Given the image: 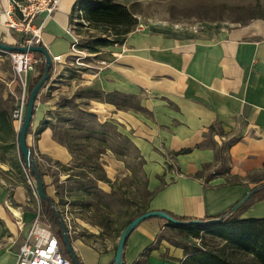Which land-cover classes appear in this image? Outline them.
Listing matches in <instances>:
<instances>
[{"label":"crops","instance_id":"0c3cea01","mask_svg":"<svg viewBox=\"0 0 264 264\" xmlns=\"http://www.w3.org/2000/svg\"><path fill=\"white\" fill-rule=\"evenodd\" d=\"M74 2L59 0L52 14L41 12L34 19L43 25L41 45L51 57H62V62L53 63L49 80L37 95L26 135L44 171L41 178L48 197L58 200L52 183L51 172L58 171L54 161L68 164L72 156L43 122L55 108L51 101L55 94L64 90L68 94V89L69 97L86 101V108H80L92 112L98 122L112 124L134 145L144 160L149 190L165 183L149 200L148 210L187 219L215 216L264 182L246 177L264 173V18L241 24L145 23L144 29L128 33L122 44L101 50L97 58H107L106 65H87L83 70L69 60L76 56L70 49L73 35L66 32ZM7 8L8 1L0 0V41L21 46L23 33L7 25ZM4 54L0 53V81L6 83L12 66ZM35 75L36 71L20 74L24 89ZM95 92L133 95L145 111L118 108L93 98ZM8 95L0 91L2 99ZM222 146L223 159L218 160ZM182 148L191 150L171 157ZM15 149L13 161L19 160L17 144ZM108 150L101 159L112 179L119 161ZM204 165L208 166L202 169ZM58 172L59 182L64 181L67 174ZM7 174L17 176L6 159L0 161V264H15L40 200L24 176L14 179ZM98 182L99 189L108 193L109 185ZM244 203L241 218L264 217V197ZM165 230L173 229L162 218L140 222L126 239L124 264H178L184 250L180 241L160 235ZM70 243L82 264H113L117 240L104 246L80 238Z\"/></svg>","mask_w":264,"mask_h":264},{"label":"trees","instance_id":"16d2710c","mask_svg":"<svg viewBox=\"0 0 264 264\" xmlns=\"http://www.w3.org/2000/svg\"><path fill=\"white\" fill-rule=\"evenodd\" d=\"M136 13L130 6L117 0H75L69 14V24L73 26L74 33L81 40L76 42V48L79 51L98 56L103 48L122 44L126 35L138 23ZM36 54L43 58L40 53ZM43 66V61L37 64L38 73L30 80L24 92V105H26L30 89L42 75ZM52 71L53 66L49 69V77ZM48 80L49 78L44 82L41 89L46 85ZM91 96L98 100L109 101L118 108H130L140 112L145 111L139 105L138 99L133 95L119 92L100 95L95 92ZM13 102V98L9 95L5 99L0 97V161L2 162L6 160L4 154L14 150L17 144V131L14 129L13 111L18 103ZM43 123L52 128L54 138L65 145L72 156L68 164L54 161L58 171L67 174L64 181L59 182V172L56 171V174L52 173V183L55 185L57 202L49 197V201L40 200L39 204L43 218L55 228V233L59 238L62 251L63 249L65 251V244L63 243L59 223V218L62 219V210L57 209L55 206H65L67 204L71 208L78 206L80 209V218L90 225L98 226L101 235L114 222V218L110 217L111 212L114 211L112 209V200L115 195L113 191L114 183L106 176L102 163L100 162V156L106 149H111L104 140V136L107 133L102 131V129L111 126L113 128L112 130L115 131V127L112 124L103 122L97 123V127L89 128L84 126V123L80 124L76 122L63 135H58L55 128L50 125L49 120L46 119ZM210 130H213V126L210 127ZM117 136H122L128 140L127 137L119 132ZM95 145H97V148L94 151L88 152L86 150V148H93ZM196 146L198 147L200 144ZM223 148L222 146L217 151L216 157L218 160L223 159ZM190 150L191 148H182L178 151L171 152L170 155L172 157L180 153L189 152ZM18 157L19 160H12L10 165L15 170L17 176H24L22 175L21 169V166L24 165L23 156L19 151ZM36 164L40 175L44 174V171L39 167L37 162ZM207 166L204 165L202 169ZM73 168H78L79 171L72 173ZM199 174L200 172L196 176ZM28 175L35 180L34 173L30 169ZM262 176H264V173L252 172L246 177L258 182L264 178ZM73 179L78 182V185L76 187L68 186ZM97 181L107 183L111 190L107 193L98 189L96 187ZM164 185L165 183L162 181L154 190L145 188V193L148 196L147 202L143 206L137 207L134 211H126L124 213L125 220L122 228L134 217L148 210L149 200ZM43 188L45 191L44 183ZM262 197H264V188L256 190L248 201ZM245 206L246 203L242 204L234 212L227 211L226 213L215 216H206L200 219L203 222L197 224H172L167 222L171 229L183 237V241L179 244L184 250V257L178 261V264H264V217L241 218L239 213ZM68 212L72 215L71 210H68ZM84 213H89V216H86ZM167 213L177 219L188 220L185 217ZM213 218L220 219L210 221ZM65 254L68 255L66 251ZM122 264H124V259Z\"/></svg>","mask_w":264,"mask_h":264},{"label":"rangeland","instance_id":"374dc122","mask_svg":"<svg viewBox=\"0 0 264 264\" xmlns=\"http://www.w3.org/2000/svg\"><path fill=\"white\" fill-rule=\"evenodd\" d=\"M124 4L130 6L132 10H135L137 20L140 23H167L170 25H186L196 21H217L227 24H241L248 22L255 18H264V0H117ZM71 26L72 35L75 36L77 41H81L78 38ZM135 28V27H134ZM134 30V29H133ZM115 46V45H113ZM84 52V51H82ZM76 53L79 56V60H76V56L70 58L73 60L74 64L80 69H88L87 65L94 66L95 68L100 66L101 61H108L107 58H97L93 54ZM34 55H37L33 52ZM8 56L7 54H4ZM102 55H104L102 53ZM101 55V56H102ZM9 58V57H8ZM78 62V64H77ZM12 66V64H11ZM102 66V65H101ZM9 71V75L5 78V82L0 81V91L4 93H10L13 101L18 103L24 92L21 84L20 75L14 72L13 68ZM90 69V68H89ZM71 73H75L70 71ZM38 73V67L36 68V74ZM63 85H65L63 83ZM59 87V86H57ZM5 90V91H4ZM10 91V92H9ZM70 95L69 89L67 90ZM49 93V92H48ZM65 90L61 94L57 92L54 96L53 104L55 108L49 113L50 125L55 128L58 135H63V133L69 129L71 125L77 123H84V126L89 128L97 127L96 124L100 123L97 121V117L89 111H83L80 106L84 107L86 101L78 99L74 96L69 97ZM82 95V93H81ZM13 102V103H14ZM86 108V106H85ZM25 110V105H24ZM15 127H17L16 123ZM113 128L104 127L102 131L107 134L104 136V140L111 147L108 151L112 152L114 158L119 161L118 166L115 168V173L112 177L114 183V198L112 200V209L110 217L114 218V222L107 223L110 227L100 234V228L95 225H90L80 218V209L78 206L71 208L70 205L58 206L62 213L64 208L67 207L68 210L72 211V218L70 220L69 228L66 227L68 237L70 239L80 238L87 242L96 243L97 245L104 246L108 242H113L117 240V237L122 228V224L125 220L124 213L126 211H134L137 207L143 206L147 200L148 196L145 193L147 177L143 170L144 160L140 156L139 152L136 150L134 145L126 138L122 136H117L118 131L112 130ZM97 148L95 145L93 148H86L88 152H92ZM105 152V151H104ZM12 155L17 156V151H9L5 153L7 161L11 164ZM102 156V154H101ZM100 162L105 164L101 159ZM22 175H24L27 180L26 174L24 173L23 166H21ZM104 169V166H103ZM78 168H73L72 173H77ZM105 172V171H104ZM51 173L56 171L53 169ZM7 176L17 179L18 176L13 174H7ZM32 181V179H31ZM33 183V182H32ZM98 181L96 182V187L99 189L100 185ZM35 187V180H34ZM78 182L76 180H71L68 186L76 187ZM36 188V187H35ZM110 191V187L107 188ZM37 193V192H36ZM89 216V213H84ZM43 220H45L43 218ZM46 224H48L46 222ZM51 226V225H50ZM52 228L53 232L55 228ZM160 235L172 237L174 241H182L183 237L179 235L174 230H165L160 233ZM66 251V248H65ZM63 249V253L65 254ZM67 253V251H66Z\"/></svg>","mask_w":264,"mask_h":264},{"label":"built area","instance_id":"2783aa9c","mask_svg":"<svg viewBox=\"0 0 264 264\" xmlns=\"http://www.w3.org/2000/svg\"><path fill=\"white\" fill-rule=\"evenodd\" d=\"M8 8L6 15L8 17L7 25L23 33L22 45L41 44L42 23L36 24L34 19L41 12H46L48 15L52 14L57 8L59 0H7ZM146 26L138 22L134 28L135 31L144 29ZM71 26L66 29L67 33H72ZM77 39L73 36L70 44V49L73 53H81L76 48ZM0 53L8 55L14 72L20 75L26 71H36L37 64L43 61L42 57L34 55L30 51L21 52H4ZM84 53V52H82ZM79 60V56H76ZM53 63L62 62L61 55L52 57ZM107 64V61H101L100 66ZM24 89V82L21 80ZM24 115V94L20 98L16 108L13 111L14 123H16V131H18L22 118ZM23 170L26 174L28 183L33 187V195L37 198L36 188L34 187V180L28 175L29 169L24 165ZM32 179V181H31ZM33 182V183H32ZM62 220L66 227L69 228L71 214L67 207L64 208ZM15 264H73L68 255L64 254L55 232L52 231L50 224H46L43 220V214L37 206L35 210L34 219L27 231V235L23 242L18 247Z\"/></svg>","mask_w":264,"mask_h":264},{"label":"water","instance_id":"95a60500","mask_svg":"<svg viewBox=\"0 0 264 264\" xmlns=\"http://www.w3.org/2000/svg\"><path fill=\"white\" fill-rule=\"evenodd\" d=\"M0 50L4 52H21V51H30L35 53H40L43 56V72L39 80L33 85V87L30 89L27 101L25 105L24 115L20 124V127L17 131V148L18 151L23 156V162L24 166L28 169H30L35 176V186H36V192L39 200H47L49 201L50 198L47 196V194L44 191L42 178L40 175V172L38 170L36 159L32 155L31 148L27 145L26 142V135L27 130L29 128L31 118L34 111V105L37 98V95L39 93V90L41 89L44 82L49 78V69L53 66L52 57L47 51V49L40 45V44H33V45H15V44H8L6 42L0 41ZM264 188V182L258 184L256 187L252 188L249 192H247L241 199H239L230 209L229 212L236 211L244 202H246L250 196L258 189ZM55 209V207L53 206ZM149 217H158L165 219L167 222L172 224H197L201 223L200 219H188V220H180L177 219L164 210H147L136 217H134L130 222H128L120 231V234L117 239L115 253L113 257V264H122L123 263V248L126 242L127 237L129 234L134 230V228L143 220ZM220 218H213L210 219V221H217ZM59 223L61 227V234L63 238V243L65 244V248L67 251V254L69 258L71 259L73 264H81L79 261L76 253L73 250V247L70 243V239L68 237L66 225L63 222L61 218H59Z\"/></svg>","mask_w":264,"mask_h":264}]
</instances>
